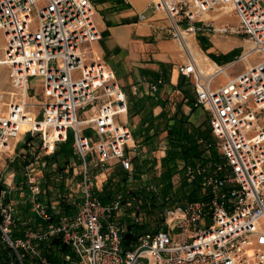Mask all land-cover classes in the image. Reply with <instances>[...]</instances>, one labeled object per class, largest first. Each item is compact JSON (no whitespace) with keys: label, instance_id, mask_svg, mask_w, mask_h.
Listing matches in <instances>:
<instances>
[{"label":"built area","instance_id":"2783aa9c","mask_svg":"<svg viewBox=\"0 0 264 264\" xmlns=\"http://www.w3.org/2000/svg\"><path fill=\"white\" fill-rule=\"evenodd\" d=\"M148 10L169 20L172 37L187 57L178 72L193 81L194 104L207 112L220 152L221 160L182 168L187 184L199 185L201 198L165 208L162 228L149 229L125 246L129 229L114 218L132 206L128 217L140 225L144 212L122 192L104 203L93 168L107 172L118 166L132 177L142 149L123 120L129 111L127 92L90 49L102 38L94 1L0 0L3 60L11 68L16 96L0 114V152H15L27 134L39 137L43 150L24 168L30 217L18 214L9 187L0 197L7 264H264V0H152ZM225 16L236 18L237 25L219 24ZM203 32L243 36L249 47L226 66L203 71L187 44ZM254 57L246 70L215 85L230 67ZM32 78L40 79L45 95L37 115L28 102ZM164 84L160 77L150 91ZM90 110L93 115L80 118ZM89 130L92 135L85 134ZM69 134L79 160L78 167L70 165L79 176V203L71 216L61 212L60 201L51 202L49 211L43 176L35 170V164L47 169L44 157ZM33 140L23 143L26 152Z\"/></svg>","mask_w":264,"mask_h":264},{"label":"trees","instance_id":"16d2710c","mask_svg":"<svg viewBox=\"0 0 264 264\" xmlns=\"http://www.w3.org/2000/svg\"><path fill=\"white\" fill-rule=\"evenodd\" d=\"M233 53H235V51L227 55H210V57L218 64L222 65L233 61V59H229ZM179 88L182 89L181 84ZM127 97L130 118L141 114L146 109H152L160 105L163 101L158 95H148L137 98L132 93H127ZM185 97L188 99L187 95H185ZM191 106L192 110L196 108L194 104H191ZM185 125H188L190 128L185 130ZM152 130H154V133L151 134ZM163 132H167V153L166 156L161 159V174L158 177L153 176L152 179H149L146 187L142 190L128 191L130 174L120 168L117 169L103 185L102 190L97 191L99 198L104 203L109 202L116 194L122 192L127 198H135L141 208L155 215L158 211L161 210L164 212L165 208L180 205L184 203L183 201L189 202L201 198L198 184L188 185L183 178V182L179 189H175L173 180L175 174L179 171L181 172L182 168L187 164L207 162L210 159L218 157L214 150L216 140L209 125L206 126V123H202L196 126L190 123L188 116L185 115L181 109H178L173 116L170 115V111L164 109L157 117L150 114L148 124H141L139 129L134 131V137L137 141L142 138L139 143L144 146L155 140ZM32 140L33 138L28 136L26 141L32 142ZM201 140H203L204 143H200ZM208 145L210 146L208 147ZM26 147L28 146L25 144L24 148ZM29 157H31V155L27 154L22 166L17 164V161H14L12 167L15 170L25 168L32 162V160L30 161L27 159ZM44 160L47 162V169L44 171L43 175V189L44 199L49 206V211H52L51 196L55 193L58 194L57 198H59L58 200L60 204H62L63 214L71 216L75 207L66 200L68 188L66 187L65 180L73 173V169L70 168L71 163L73 161L79 163L73 149L72 134H69L66 142L58 146L53 155L45 156ZM133 163L134 170L131 175L134 176L136 180H140L143 175H149V173L153 171L157 159L141 155L139 158L134 159ZM151 186H153V189ZM6 190V185L0 184V197ZM26 191L28 192L27 189ZM57 218L58 217H55V219ZM160 222L163 224V218L160 219ZM127 228L129 232L125 237V246H129L131 242L136 241L143 232L150 229L148 226L133 225L131 223ZM159 228L160 226H157L156 230ZM20 234L19 231L16 232V235ZM61 250L67 252L64 246ZM9 259L10 251L0 241V264H7ZM51 259L54 262L57 261L55 257Z\"/></svg>","mask_w":264,"mask_h":264},{"label":"crops","instance_id":"0c3cea01","mask_svg":"<svg viewBox=\"0 0 264 264\" xmlns=\"http://www.w3.org/2000/svg\"><path fill=\"white\" fill-rule=\"evenodd\" d=\"M151 1L98 0L99 12L95 20L102 38L90 46L93 58L105 63L116 74L127 93H132L137 98L158 95L163 100L160 105L146 109L131 119L129 115L123 117L133 131L138 130L141 124L147 125L150 114L157 117L164 109L170 111L171 116L181 109L188 116L189 122L198 126L200 124L193 120L197 108L192 110L190 104H185L187 98L182 103L175 101L180 94V82L187 79L178 72V67L186 63V54L173 39L166 16L148 10ZM142 15L146 19H142ZM210 42L213 43L212 39ZM191 44L201 53L213 52L211 49L206 52L202 49L197 35L192 37ZM201 65L203 67L204 64ZM210 66L209 71L217 67V64L210 61ZM160 77L165 79V84L156 93L151 92L150 85ZM135 87L137 92L134 91ZM189 128L188 125L184 126L185 130ZM166 136L167 132H163L164 145ZM141 149L143 153L145 148L142 144Z\"/></svg>","mask_w":264,"mask_h":264},{"label":"rangeland","instance_id":"374dc122","mask_svg":"<svg viewBox=\"0 0 264 264\" xmlns=\"http://www.w3.org/2000/svg\"><path fill=\"white\" fill-rule=\"evenodd\" d=\"M95 3V9H96V14L95 17L97 16L98 8H97V3L98 0H93ZM219 24H230V25H237L238 21L234 17H221V20L218 22ZM198 41L202 49L206 52L208 49L213 50L212 53H201L198 50H195V48L191 44V39L190 38L187 42L189 48L191 49L192 52L198 51L200 53V63H203L202 69L205 71H209L211 69L210 66V61H213L217 64L219 67H224L230 62H227L225 64H218L216 61H214L210 55H215V56H221V55H227L231 52H234L232 56L229 58L230 60L237 59L246 48L249 47L248 42L244 39L243 36H237V35H218V34H213V33H198L197 35ZM212 39L213 43L210 42ZM3 46H4V40L2 37H0V114L5 113L9 106L11 105L12 102L15 101L16 96H15V90L12 88L11 85V68L9 66H6L2 64V58L4 57V51H3ZM257 57H254L251 59V61H242L234 66L230 67L227 72L224 75H221L219 78L215 80V85L219 84H224L230 79L234 78L236 75L241 73L242 71L246 70L247 67L249 66V63L255 62ZM232 62V61H231ZM217 67H215L213 70H215ZM210 70V71H213ZM182 83V84H181ZM182 85V89H180V94L175 101L178 103H182L187 95L188 100L185 102V104L189 105L190 108L192 109L191 104L195 103V90L193 87V81L191 79H186L183 82H180ZM45 100V95L43 91V87L41 85L40 79L39 78H32L29 83V88H28V102L31 104H35L34 107H32L30 110L34 114H39L41 111V107L39 106L43 101ZM195 106V104H194ZM196 107V106H195ZM197 110L195 111L193 115V120L198 123H206V126H208V114L207 112L201 108V107H196ZM190 112V110H188ZM94 111L90 110L89 113H80V118L84 119L87 116L93 115ZM129 115V113H128ZM131 119V118H130ZM86 135H92V131H86ZM28 134L26 136H23V142L19 143L17 145V148L15 152H8V153H1L0 152V184L6 185V187H9L11 190V200L17 203L18 207V214L24 218H29L31 214V202H30V197L28 195V192L26 191L25 188H23V183H24V168H21L19 170H15L12 167V163L14 161H17V164L20 166L23 165L25 161V157L27 154L31 155V157L27 158L30 161L34 157V155H43V150L42 148L39 147L40 139L39 137L35 138L33 140L34 145L31 146V148L26 152V148H24V142L28 138ZM142 138L138 140V142H141ZM164 146L166 149H164ZM144 152L142 155L145 157H151L153 159H157V163L155 165V168L149 175H143L140 180H136L134 176L130 177L129 183H128V191H136V190H142L145 188V184L148 183L149 179H152L153 176L158 177L161 174V159L166 156L167 153V143L164 145L163 144V139H162V133L160 136H158L155 140H153L150 143H147L144 145ZM215 152L217 153L218 157L215 158L216 160H221L220 159V152L217 149H214ZM214 159V158H213ZM72 165L78 167L79 163L75 161L72 162ZM55 167V166H54ZM35 170L36 173H38L39 176L44 175V171L39 167V165L35 164ZM71 168V167H70ZM119 169L118 166H113L109 171L107 172H101V170L97 168H93V173L94 175L97 176L96 178V189L98 191H101L103 188V185L107 182L110 176L113 175V173ZM79 181V176L76 175L75 177V171L73 170V173L71 176H68L65 180L66 187L68 188V193H67V198L66 200L69 201L68 199H71V203L73 206L76 208L78 203H79V191H78V185L77 182ZM174 185L175 189H179L183 182V172L179 171L177 174L174 176ZM58 194H53L51 196V202L53 204L59 203L58 199ZM184 203L186 201H183ZM70 203V202H69ZM62 207V204H60ZM144 216L141 220V224L143 226H148L151 230H156L157 226H160L162 228L163 224L160 222V219L163 218V211H158L157 214L152 215L150 214L147 210L143 209ZM61 212H63V207L61 209ZM132 212V206L131 207H126L122 212H120L114 219L116 223L124 225L126 228L128 225L131 223V219L128 217ZM159 220V221H157ZM160 222V223H159ZM159 228V229H160Z\"/></svg>","mask_w":264,"mask_h":264},{"label":"bare ground","instance_id":"6f19581e","mask_svg":"<svg viewBox=\"0 0 264 264\" xmlns=\"http://www.w3.org/2000/svg\"><path fill=\"white\" fill-rule=\"evenodd\" d=\"M192 54L194 55L195 59L197 60V63L199 65L200 69L203 70L202 67H201V63H200V53L198 51H196V52H192ZM2 64H4L3 58H2Z\"/></svg>","mask_w":264,"mask_h":264}]
</instances>
